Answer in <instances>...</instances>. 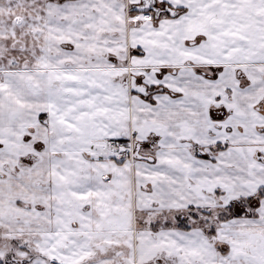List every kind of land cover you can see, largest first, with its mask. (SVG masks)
I'll list each match as a JSON object with an SVG mask.
<instances>
[{
	"label": "snow or ice",
	"instance_id": "obj_1",
	"mask_svg": "<svg viewBox=\"0 0 264 264\" xmlns=\"http://www.w3.org/2000/svg\"><path fill=\"white\" fill-rule=\"evenodd\" d=\"M0 264H264V0H0Z\"/></svg>",
	"mask_w": 264,
	"mask_h": 264
}]
</instances>
